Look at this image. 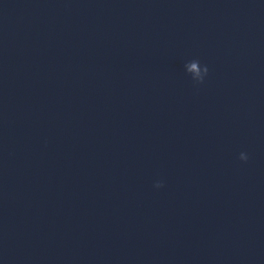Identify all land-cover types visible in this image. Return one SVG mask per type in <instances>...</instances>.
Masks as SVG:
<instances>
[{"label": "clouds", "instance_id": "clouds-1", "mask_svg": "<svg viewBox=\"0 0 264 264\" xmlns=\"http://www.w3.org/2000/svg\"><path fill=\"white\" fill-rule=\"evenodd\" d=\"M197 61V63H200V61L199 60H196ZM193 67H196V65L195 64H193ZM203 68H204V77L208 74V67H207V65H204L203 66ZM204 77L201 79V80H199L198 82L199 83H202L203 82V80H204ZM239 159L241 160V161H247L248 159H249V157H248V155L246 154V153H244V152H241L240 153V155H239ZM163 185H162V183L161 182H157L156 184H155V187H157V188H160V187H162Z\"/></svg>", "mask_w": 264, "mask_h": 264}]
</instances>
